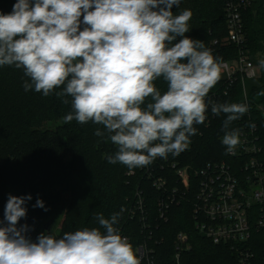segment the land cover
Instances as JSON below:
<instances>
[{
	"label": "clouds",
	"instance_id": "obj_1",
	"mask_svg": "<svg viewBox=\"0 0 264 264\" xmlns=\"http://www.w3.org/2000/svg\"><path fill=\"white\" fill-rule=\"evenodd\" d=\"M180 3L17 0L10 13L0 14V67L22 69L29 78L22 85L26 92L55 93L64 104L71 103L64 123L102 125L106 139L117 147L109 163L133 169L179 155L197 134L194 125L207 119L206 98L220 78L219 58L203 41L185 35L191 10L174 15L172 8ZM157 80L166 84L163 93ZM248 110L245 103L211 104L213 115H226L222 143L228 153L240 143L239 130L229 126ZM105 131L97 128L94 134L105 138ZM31 198H8L7 223L0 226V264H141L115 226L120 212L110 218L96 213L99 227L60 238L41 233L33 241L26 235L28 225L18 227ZM34 207L45 205L37 199Z\"/></svg>",
	"mask_w": 264,
	"mask_h": 264
},
{
	"label": "trees",
	"instance_id": "obj_2",
	"mask_svg": "<svg viewBox=\"0 0 264 264\" xmlns=\"http://www.w3.org/2000/svg\"><path fill=\"white\" fill-rule=\"evenodd\" d=\"M16 2L0 0V14L10 13ZM262 4V0H257L243 11L247 43L256 62L264 60ZM225 5V0H181L179 8L175 5L172 8L174 15L184 9L191 10L190 31L185 35L203 41L214 57L219 58V64L238 55L237 47L227 42ZM215 39L218 42L213 44ZM27 79L22 69L0 67V222H3L0 226L7 223L4 210L10 195L32 197L26 200L27 215L21 218L18 227L28 225L26 235L33 241L41 233L60 238L65 232L99 227L94 219L96 213L110 218L113 213L120 212L115 226H124L128 200L141 184V178L145 177V170L135 168L136 175L129 178L126 173L130 170L128 167L119 162L109 163L107 158L115 154L117 147L106 139L104 127L92 122L80 124L75 120L64 123L63 117L72 110L71 103L64 104V98H58L55 93L45 97L34 89L26 92L22 85ZM156 86L162 93L166 90L162 80H157ZM246 88L252 121L257 125L259 143L263 147L260 158L264 160V95L260 94L264 93V70L259 78L246 80ZM243 94L240 80L228 87L220 74L206 102L245 103ZM65 98L71 101L70 97ZM225 119L226 115L221 113L209 126L204 123L194 125L197 134L190 137L192 144L190 150L183 154L184 162L195 167L212 160L235 162V159L227 157L226 148L220 141L225 132ZM49 122H58V126L51 128ZM241 125L239 119L235 120L229 130ZM97 128L105 131V138L94 134ZM166 173L172 176L171 183H176L173 172ZM142 187L147 191L153 212H156L155 200L159 192L152 188L150 180L142 183ZM37 199L44 202L46 211L45 208L34 207ZM160 226L156 234L159 236L163 232L167 239L166 245L157 246L160 253L165 246L170 247L179 230L199 236L190 207L185 203L174 205L168 220L162 221ZM193 248L192 256L197 264H228L225 255L230 253L226 247L215 246L208 241L202 244L199 240Z\"/></svg>",
	"mask_w": 264,
	"mask_h": 264
},
{
	"label": "built area",
	"instance_id": "obj_3",
	"mask_svg": "<svg viewBox=\"0 0 264 264\" xmlns=\"http://www.w3.org/2000/svg\"><path fill=\"white\" fill-rule=\"evenodd\" d=\"M256 1L225 0L227 42L237 47L238 55L221 61L219 71L228 87L241 81L244 102L249 106L247 113L239 118L242 125L236 128L240 143L234 152L226 151L227 157L235 162L212 160L200 167L184 162L183 154L191 148L190 138L188 148L179 155L169 154L167 158H156L151 164L140 167L145 170V177L141 178V184L128 200L124 226L116 227L133 245L141 264H195L192 253L194 243L199 240L202 244L208 241L226 247L230 253L225 255L228 264H264V160L260 158L263 147L259 143L257 125L252 121L246 88V80L259 78L264 68L260 61L251 57L243 16V11ZM217 42L215 39L213 44ZM208 103L204 122L207 126L217 117L211 112L215 100ZM223 135L220 137L222 145ZM167 171L173 172L176 183H171L172 176ZM126 173L131 178L136 175V170L133 168ZM147 180L159 192L155 200L156 212H153L147 191L142 187ZM182 203L190 207L199 236L179 230L172 245L165 246L160 253L157 246L166 245L167 239L166 234L160 231L158 236L156 231L161 228L162 221L168 220L171 208Z\"/></svg>",
	"mask_w": 264,
	"mask_h": 264
},
{
	"label": "rangeland",
	"instance_id": "obj_4",
	"mask_svg": "<svg viewBox=\"0 0 264 264\" xmlns=\"http://www.w3.org/2000/svg\"><path fill=\"white\" fill-rule=\"evenodd\" d=\"M262 74L260 73V76H261ZM50 123V122H49ZM49 126L51 127V128H56L57 126H58V122H56V123H50L49 124ZM57 230H58V228H57Z\"/></svg>",
	"mask_w": 264,
	"mask_h": 264
}]
</instances>
